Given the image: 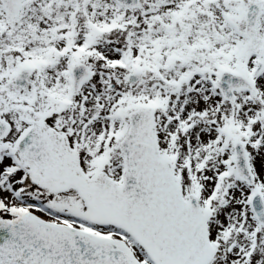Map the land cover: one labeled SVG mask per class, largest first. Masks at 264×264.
Instances as JSON below:
<instances>
[{
    "label": "snow or ice",
    "instance_id": "1",
    "mask_svg": "<svg viewBox=\"0 0 264 264\" xmlns=\"http://www.w3.org/2000/svg\"><path fill=\"white\" fill-rule=\"evenodd\" d=\"M0 264H264V0H0Z\"/></svg>",
    "mask_w": 264,
    "mask_h": 264
}]
</instances>
